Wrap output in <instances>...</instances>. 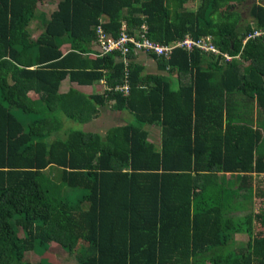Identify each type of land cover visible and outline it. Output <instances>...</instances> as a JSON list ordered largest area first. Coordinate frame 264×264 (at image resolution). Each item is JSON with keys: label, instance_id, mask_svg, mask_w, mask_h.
Returning a JSON list of instances; mask_svg holds the SVG:
<instances>
[{"label": "trees", "instance_id": "obj_1", "mask_svg": "<svg viewBox=\"0 0 264 264\" xmlns=\"http://www.w3.org/2000/svg\"><path fill=\"white\" fill-rule=\"evenodd\" d=\"M40 1L0 0V264L50 243L75 264H264V4ZM144 23L155 43L209 37L220 53L148 51L151 73L131 42L101 51V32ZM65 78L93 91L60 92ZM103 106L133 121L59 136L63 116Z\"/></svg>", "mask_w": 264, "mask_h": 264}, {"label": "rangeland", "instance_id": "obj_2", "mask_svg": "<svg viewBox=\"0 0 264 264\" xmlns=\"http://www.w3.org/2000/svg\"><path fill=\"white\" fill-rule=\"evenodd\" d=\"M59 0H43L40 1L39 6L40 9H42L43 11H46L47 13L52 12L53 10H55L57 8V2ZM199 0H188L185 4V6L187 8H193V6H195V3L198 2ZM33 30V34L32 37L35 39L40 30L42 29V27L34 22L31 25ZM147 69L149 70H154V66H156L155 62L151 65H147ZM102 87V86H101ZM107 112V111H106ZM124 112V111H123ZM109 113V112H108ZM107 113V114H108ZM111 115L115 114L113 112H110ZM110 113L108 115H110ZM126 115H128V117L126 118V120L128 121H133V118L130 116V114H128L126 111L124 112ZM122 116V115H121ZM120 116V118H121ZM114 117V116H113ZM116 119H119V117ZM62 121H63V128L62 130L59 132V136L64 137V134L67 133L66 131H69L70 129H79V130H85V126L88 129H92L94 128L93 125L87 126V124L85 123H80V122H76V121H72L66 117H62ZM105 126H108V124H104ZM103 125V126H104ZM158 132L157 129L153 130L152 133L150 134L151 139H155L157 138V133ZM101 134V132H100ZM60 171L57 168H54V170L50 173L49 171H47L46 176L49 178L50 182L52 184H59V175ZM229 177V176H228ZM62 188V185H61ZM61 191H60V195H61ZM19 234H21V230H19ZM26 260L36 264L40 261V259L45 258L47 260H49L50 262H53L54 264H75V255L74 252H67L65 251L60 245L56 244V243H50L46 246H38L35 245V248H33V250L27 251L25 253V257Z\"/></svg>", "mask_w": 264, "mask_h": 264}, {"label": "built area", "instance_id": "obj_3", "mask_svg": "<svg viewBox=\"0 0 264 264\" xmlns=\"http://www.w3.org/2000/svg\"><path fill=\"white\" fill-rule=\"evenodd\" d=\"M126 26H122V32L119 36L118 39H113L107 36V34L101 32L99 35V41L101 43V51H110L114 49H123V51H126L124 48V45L127 42H131L135 48V50H139V52L146 53L148 51H154L157 54H164L169 56L170 52L172 49L176 47H184L188 50H193V49H199V50H204V51H210L211 53L218 54L220 53V50L214 46L210 42V38H200V39H193L190 35H187L184 37L183 40H178L175 42L170 43L169 45H161L158 43H155L151 41L149 38L146 36V32L148 29V25L146 23L142 24L140 28L135 29L134 34L132 36H128L125 34V29ZM264 32L263 31H256L253 35H259ZM226 57H230L228 54L224 53ZM118 89H123L125 91H128V86L125 84L124 86H119L117 87Z\"/></svg>", "mask_w": 264, "mask_h": 264}, {"label": "crops", "instance_id": "obj_4", "mask_svg": "<svg viewBox=\"0 0 264 264\" xmlns=\"http://www.w3.org/2000/svg\"><path fill=\"white\" fill-rule=\"evenodd\" d=\"M246 1L249 4H253L255 2H261L262 4H264V0H246ZM198 2L195 3V6H193V8H196ZM139 56H140V60L146 64L147 72L155 73L157 71V67L156 66H154L155 67L154 70L147 69V67H148L147 65H151V64L154 63L153 60L150 57H148L145 53H140ZM103 82L104 81L101 80V82L96 84L98 89H103L104 88L105 84ZM69 88H74V89H77V90H80V91H83V92H86V93H91L93 91V87L91 85H80V84H77L76 82L70 81L68 78L63 79L61 84H60V88H59L60 92H66ZM108 112L109 113L113 112L115 114L111 115V113H110V115H108L109 114ZM120 116H121V118H120ZM116 117L117 118L119 117V119H116ZM126 118H127V115L123 111H120V110L116 111V110L110 109L107 106L106 107L103 106V107H100L99 114L95 118H93L92 120H90V121L85 123V124H87V126L93 125L94 128L88 129L85 126V131H93V132H97L99 134L101 132V135L104 136L106 131L111 126L120 125V124L125 123L126 122ZM104 124H108V126H105ZM154 129L155 130L157 129V131H158V132H155V133H157V136H158L155 139L159 141L160 130L158 128H154ZM149 131H150V134H151L153 129L152 130L149 129ZM234 241H235L236 245H238V246H243L244 244L247 245L248 236L246 234H243V233H238V234L235 235Z\"/></svg>", "mask_w": 264, "mask_h": 264}]
</instances>
